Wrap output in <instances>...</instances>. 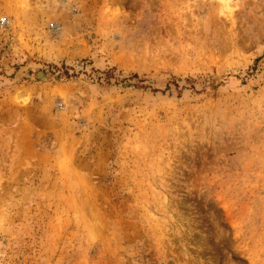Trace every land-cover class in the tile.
<instances>
[{
  "label": "rangeland",
  "instance_id": "374dc122",
  "mask_svg": "<svg viewBox=\"0 0 264 264\" xmlns=\"http://www.w3.org/2000/svg\"><path fill=\"white\" fill-rule=\"evenodd\" d=\"M1 17L0 264H264V0Z\"/></svg>",
  "mask_w": 264,
  "mask_h": 264
},
{
  "label": "built area",
  "instance_id": "2783aa9c",
  "mask_svg": "<svg viewBox=\"0 0 264 264\" xmlns=\"http://www.w3.org/2000/svg\"><path fill=\"white\" fill-rule=\"evenodd\" d=\"M10 20L7 17H1L0 18V29L5 30L9 27ZM55 32H59L61 30L60 26H58L56 23H51L50 25Z\"/></svg>",
  "mask_w": 264,
  "mask_h": 264
},
{
  "label": "trees",
  "instance_id": "16d2710c",
  "mask_svg": "<svg viewBox=\"0 0 264 264\" xmlns=\"http://www.w3.org/2000/svg\"><path fill=\"white\" fill-rule=\"evenodd\" d=\"M133 78H138V75L137 74H133Z\"/></svg>",
  "mask_w": 264,
  "mask_h": 264
}]
</instances>
